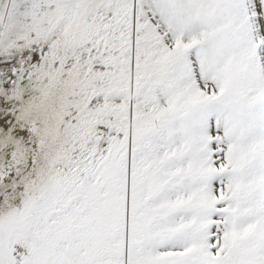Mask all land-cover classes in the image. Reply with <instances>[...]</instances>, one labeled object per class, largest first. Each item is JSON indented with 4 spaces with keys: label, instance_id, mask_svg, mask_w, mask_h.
I'll use <instances>...</instances> for the list:
<instances>
[{
    "label": "snow or ice",
    "instance_id": "1",
    "mask_svg": "<svg viewBox=\"0 0 264 264\" xmlns=\"http://www.w3.org/2000/svg\"><path fill=\"white\" fill-rule=\"evenodd\" d=\"M0 264H264V0H0Z\"/></svg>",
    "mask_w": 264,
    "mask_h": 264
}]
</instances>
